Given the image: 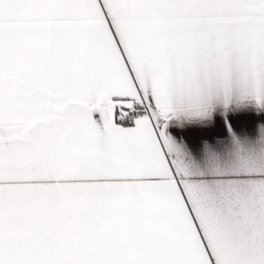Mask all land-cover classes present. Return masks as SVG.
<instances>
[{"label":"snow or ice","instance_id":"1","mask_svg":"<svg viewBox=\"0 0 264 264\" xmlns=\"http://www.w3.org/2000/svg\"><path fill=\"white\" fill-rule=\"evenodd\" d=\"M0 264H264V0H0Z\"/></svg>","mask_w":264,"mask_h":264},{"label":"crops","instance_id":"2","mask_svg":"<svg viewBox=\"0 0 264 264\" xmlns=\"http://www.w3.org/2000/svg\"><path fill=\"white\" fill-rule=\"evenodd\" d=\"M254 119H255L254 117H242L239 120H237L235 123L237 125L238 130H244V129L250 130L251 124L254 122ZM182 135H184L192 144H195L198 141V139L204 135H208L214 139H223L222 133L216 136L213 133H204L197 130H191L182 133Z\"/></svg>","mask_w":264,"mask_h":264}]
</instances>
